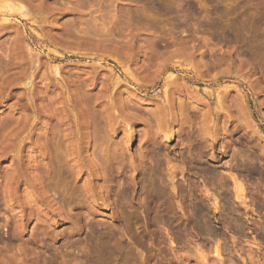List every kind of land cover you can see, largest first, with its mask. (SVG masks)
Wrapping results in <instances>:
<instances>
[{
	"label": "rangeland",
	"instance_id": "rangeland-1",
	"mask_svg": "<svg viewBox=\"0 0 264 264\" xmlns=\"http://www.w3.org/2000/svg\"><path fill=\"white\" fill-rule=\"evenodd\" d=\"M0 264H264V0H0Z\"/></svg>",
	"mask_w": 264,
	"mask_h": 264
},
{
	"label": "bare ground",
	"instance_id": "bare-ground-1",
	"mask_svg": "<svg viewBox=\"0 0 264 264\" xmlns=\"http://www.w3.org/2000/svg\"><path fill=\"white\" fill-rule=\"evenodd\" d=\"M139 110V109H138ZM146 113V112H145ZM147 114V113H146ZM152 115V114H151ZM156 114H154L152 117L153 118H155V117H157V116H155ZM159 115V114H158ZM165 116H167V115H165ZM152 117H151V119H152ZM162 117V116H161ZM149 118V117H148ZM138 119V118H137ZM163 119V118H162ZM143 120V119H142ZM155 121H158L159 119H158V117L157 118H155L154 119ZM145 121V120H144ZM160 122V121H159ZM164 123H165V121H164ZM159 125V124H158ZM144 129V128H143ZM139 149V148H138Z\"/></svg>",
	"mask_w": 264,
	"mask_h": 264
}]
</instances>
